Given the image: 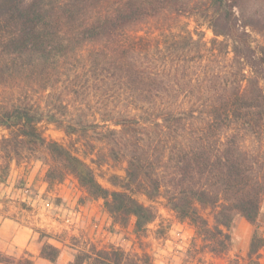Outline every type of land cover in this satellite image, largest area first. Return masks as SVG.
Instances as JSON below:
<instances>
[{"label":"trees","instance_id":"obj_1","mask_svg":"<svg viewBox=\"0 0 264 264\" xmlns=\"http://www.w3.org/2000/svg\"><path fill=\"white\" fill-rule=\"evenodd\" d=\"M108 1L0 0V85L19 95L0 106V128L11 132L0 143L2 158L28 147L48 151L59 164L61 179L65 173L74 176L92 197L104 200L113 218L134 217L140 231L154 221L153 209L129 193L103 188L87 162L47 141L39 125L53 123L69 135L103 129L111 157L127 162V190L152 200L164 185L170 207L211 239L229 241L219 226L230 228L239 215L253 227L247 264H260L255 257L264 247L259 225L264 197V0H111L101 8ZM171 4L180 7L178 15L184 11L193 18L194 29L182 25L159 30L150 42L144 37L117 39ZM204 26L212 39H206ZM252 32L262 38L256 46ZM104 45L112 46L113 56L101 70L125 85L132 110L112 111L102 124L77 121L69 115V102L57 96L62 92L58 78L79 50L89 47L97 56L105 52ZM93 61L92 69L98 71ZM46 180L53 182V170ZM199 207L214 212L215 231L207 228ZM219 244L225 248L224 241ZM99 254L78 255L70 264L121 262L118 253ZM41 256L55 263L59 250L48 243ZM0 263L34 264L29 258L5 256Z\"/></svg>","mask_w":264,"mask_h":264},{"label":"rangeland","instance_id":"obj_2","mask_svg":"<svg viewBox=\"0 0 264 264\" xmlns=\"http://www.w3.org/2000/svg\"><path fill=\"white\" fill-rule=\"evenodd\" d=\"M111 3V0L103 2L101 8H107ZM177 9L180 7L171 4L158 16L146 18L132 30L119 33L117 39L144 37L150 42L152 35L159 30L175 29L182 25L194 29L193 18L184 11L178 15ZM202 29L207 40L213 38L210 29L206 26ZM251 34L256 46L262 38L256 32ZM103 49L105 52L96 56L92 48H82L58 78L62 92L57 96L62 94L69 102V115L77 121L102 124L103 117L112 111L132 110L129 106L130 93L125 85L101 70L113 56L109 53L112 46L104 45ZM91 59L99 67L98 71L92 69L94 64L90 62ZM69 82L73 87L68 86ZM15 96L19 95L14 89L0 85V106L7 105ZM108 125L112 127L111 122ZM39 129L47 141L58 143L87 162L103 188L131 194L134 199L153 209L155 219L139 231L135 228L134 217L125 221L113 218L104 200L92 197L74 176L65 173L61 179L59 164L48 151L28 147L31 149L25 148L10 158H2L4 147L0 144V256L17 260L29 258L34 264H70L78 255L95 257L99 253L102 256L118 253L120 264L249 262L253 227L244 218L235 215L230 228L219 226L224 234L229 235V241L223 237L211 239L199 232L191 220L181 219L170 207L164 185L152 200L140 192L127 190V162L122 156L111 157L110 145L101 134L104 133L103 129H98V133L88 132L87 135H69L55 124L45 121L39 125ZM10 137V130L1 127L0 143ZM250 146L254 149L260 147L259 144ZM50 170L54 173L52 183L46 180ZM198 210L207 222V228L215 231L218 224L214 212L209 208L199 207ZM259 225L264 234V197ZM220 240L225 242V248L220 247ZM31 243L38 250L36 258L27 248ZM48 243L59 250L55 263L41 256L42 248ZM255 259L264 264V247ZM85 264H93V260L88 259Z\"/></svg>","mask_w":264,"mask_h":264},{"label":"crops","instance_id":"obj_3","mask_svg":"<svg viewBox=\"0 0 264 264\" xmlns=\"http://www.w3.org/2000/svg\"><path fill=\"white\" fill-rule=\"evenodd\" d=\"M34 239L32 240V243H33ZM30 244L29 246H27L28 250L31 252V254L34 256L33 258H36V254L38 253V250H36V247L34 246V244ZM40 261H44L43 259L41 258H38Z\"/></svg>","mask_w":264,"mask_h":264}]
</instances>
